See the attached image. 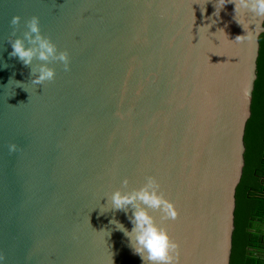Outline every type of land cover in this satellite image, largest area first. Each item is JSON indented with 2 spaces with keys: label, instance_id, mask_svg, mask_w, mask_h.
Here are the masks:
<instances>
[{
  "label": "water",
  "instance_id": "1",
  "mask_svg": "<svg viewBox=\"0 0 264 264\" xmlns=\"http://www.w3.org/2000/svg\"><path fill=\"white\" fill-rule=\"evenodd\" d=\"M32 16L69 57L40 84L8 55ZM262 33L232 0H0V264H141L101 208L149 176L174 264H230Z\"/></svg>",
  "mask_w": 264,
  "mask_h": 264
},
{
  "label": "clouds",
  "instance_id": "2",
  "mask_svg": "<svg viewBox=\"0 0 264 264\" xmlns=\"http://www.w3.org/2000/svg\"><path fill=\"white\" fill-rule=\"evenodd\" d=\"M234 3L235 19L242 24H255L259 28V22L264 19V0H232ZM21 17L13 15L10 24L18 26ZM26 31L23 36H16V27L8 38L11 45L10 57H16L23 65L28 66L31 82L40 84L50 80L55 75V69L47 63L33 64L34 58L39 61L58 60L63 63L65 69L69 67L67 51H57L56 44L41 33L39 18L32 16L26 22ZM251 35V33H249ZM15 37V38H13ZM239 37V36H237ZM0 63V67H6ZM14 82L20 85V81L9 79L8 84ZM15 143L9 145V151L16 150ZM127 184L125 178L122 181ZM108 198V207H102L106 211L109 207L113 210H122L126 214L131 208V215L128 219L132 225L131 229L124 227L118 220L110 219L109 223L114 224L116 229L123 232L128 238L129 247L132 252L139 256L141 264H174V252L177 243L171 239L168 231L158 224L149 209L158 210L162 219H175L178 210L174 203L168 200L162 191L158 181L149 176L146 182L139 189L122 191L117 189Z\"/></svg>",
  "mask_w": 264,
  "mask_h": 264
},
{
  "label": "trees",
  "instance_id": "3",
  "mask_svg": "<svg viewBox=\"0 0 264 264\" xmlns=\"http://www.w3.org/2000/svg\"><path fill=\"white\" fill-rule=\"evenodd\" d=\"M257 79L251 116L246 124L244 168L236 190L235 230L230 264H264L247 254L257 239L252 235L253 221L264 216V33L260 36Z\"/></svg>",
  "mask_w": 264,
  "mask_h": 264
},
{
  "label": "flooded vegetation",
  "instance_id": "4",
  "mask_svg": "<svg viewBox=\"0 0 264 264\" xmlns=\"http://www.w3.org/2000/svg\"><path fill=\"white\" fill-rule=\"evenodd\" d=\"M252 231V235L255 236L257 239L255 240L254 244L256 245L259 241V245H261L264 243V216L261 217H256L253 221V227L251 229ZM260 239V240H259ZM261 242V243H260ZM252 244V245H254ZM254 253V257H256L259 261L264 260V255L259 253V252H252ZM257 255H262V257L257 256Z\"/></svg>",
  "mask_w": 264,
  "mask_h": 264
},
{
  "label": "crops",
  "instance_id": "5",
  "mask_svg": "<svg viewBox=\"0 0 264 264\" xmlns=\"http://www.w3.org/2000/svg\"><path fill=\"white\" fill-rule=\"evenodd\" d=\"M250 246L253 248L252 249L253 251L250 252L251 256H255L254 253H252V252H259V253L264 255V243L262 244V247H261V245H259V241H258V243L256 245L255 244L254 245L251 244Z\"/></svg>",
  "mask_w": 264,
  "mask_h": 264
}]
</instances>
